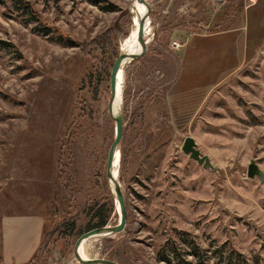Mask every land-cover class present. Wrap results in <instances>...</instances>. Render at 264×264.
<instances>
[{"label": "rangeland", "instance_id": "obj_1", "mask_svg": "<svg viewBox=\"0 0 264 264\" xmlns=\"http://www.w3.org/2000/svg\"><path fill=\"white\" fill-rule=\"evenodd\" d=\"M2 1L0 264H81L77 240L120 221L108 106L136 0H25L33 18ZM145 4L146 52L123 73L126 227L86 251L118 264H264V183L248 178L251 163L264 173V0ZM188 138L214 170L183 153Z\"/></svg>", "mask_w": 264, "mask_h": 264}, {"label": "water", "instance_id": "obj_2", "mask_svg": "<svg viewBox=\"0 0 264 264\" xmlns=\"http://www.w3.org/2000/svg\"><path fill=\"white\" fill-rule=\"evenodd\" d=\"M140 2L142 5L146 7V4L143 0H137ZM147 8V7H146ZM148 11V10H147ZM148 18H149V11L147 12ZM142 29V28H141ZM139 41L142 46V52L140 55L137 56H127L120 54L118 59L116 60L112 72H111V79H110V87H111V99L110 103L108 106V112L109 115L112 119V121L116 124V139L113 145L110 148L109 154H108V160H107V172H106V177L107 180L110 184V181L114 182V191L115 192L114 196L118 204V210H119V216H120V221L117 225L115 226H104V227H99L95 228L84 235H82L76 242L75 248H74V255L76 259L80 262V257L78 255V249L81 243L84 241L94 238V237H99V236H108V235H114V234H120L124 231L126 227V222H127V208L125 204V198L124 195L121 191L120 184L118 182H115L114 177H113V165H114V160H115V155L118 152L119 145L122 140V128H123V120L122 117L119 116H114L113 114V102L115 98V88H116V75L119 70L124 68L127 64H131L133 62L138 61L140 58H142L145 55L146 52V44L144 42V34L141 31V35L139 38ZM124 71V70H123ZM183 153L186 156H189L191 160L195 161L198 163L199 166L204 167L205 169L209 170H214V168L211 166V163L209 159L205 156H202L201 152L197 149V145L195 141L191 138H188L185 140L183 148H182ZM248 178L249 179H260L262 183H264V173L259 169V167L255 163H251L248 169ZM81 264H118L114 261L110 260H105V259H95L92 261H81Z\"/></svg>", "mask_w": 264, "mask_h": 264}, {"label": "bare ground", "instance_id": "obj_3", "mask_svg": "<svg viewBox=\"0 0 264 264\" xmlns=\"http://www.w3.org/2000/svg\"><path fill=\"white\" fill-rule=\"evenodd\" d=\"M145 2V0H143ZM135 2V1H134ZM140 2L136 0L135 5V11H136V23L138 24L137 32L131 36L125 44L121 47V54L127 55V56H137L140 55L142 52V46L139 41L141 31L144 34V37H147L151 31V22L148 18L147 10L145 9V6L141 4L140 9ZM142 28V29H141ZM136 47V49H135ZM135 49V50H134ZM126 67V66H125ZM124 68L119 70L116 75V88H115V98L113 102V114L114 116L121 117V109L123 105V78H124ZM119 163H120V152L118 151L115 155L114 165H113V177L114 181L118 182V169H119ZM119 183V182H118ZM110 187L111 190L114 191V182L110 181ZM115 193V192H114ZM118 206V204H117ZM119 208V207H118ZM102 237V236H101ZM87 241V240H86ZM86 241L81 243L78 249V255L80 257L81 261H92V259L89 257L86 249ZM88 248V247H87ZM80 261V262H81Z\"/></svg>", "mask_w": 264, "mask_h": 264}, {"label": "trees", "instance_id": "obj_4", "mask_svg": "<svg viewBox=\"0 0 264 264\" xmlns=\"http://www.w3.org/2000/svg\"><path fill=\"white\" fill-rule=\"evenodd\" d=\"M13 2L15 4L20 5L23 10L30 16V17H35V13L31 7V5L29 3H27L25 0H13ZM4 1L0 0V4H3ZM106 225V220L105 219H101L100 223L98 224V226L103 227Z\"/></svg>", "mask_w": 264, "mask_h": 264}, {"label": "built area", "instance_id": "obj_5", "mask_svg": "<svg viewBox=\"0 0 264 264\" xmlns=\"http://www.w3.org/2000/svg\"><path fill=\"white\" fill-rule=\"evenodd\" d=\"M175 47L177 48V47H179V45L175 44Z\"/></svg>", "mask_w": 264, "mask_h": 264}, {"label": "crops", "instance_id": "obj_6", "mask_svg": "<svg viewBox=\"0 0 264 264\" xmlns=\"http://www.w3.org/2000/svg\"><path fill=\"white\" fill-rule=\"evenodd\" d=\"M182 49V46H179V50Z\"/></svg>", "mask_w": 264, "mask_h": 264}]
</instances>
